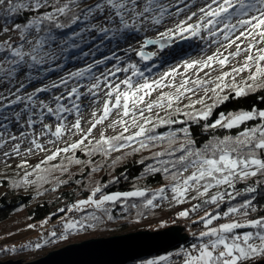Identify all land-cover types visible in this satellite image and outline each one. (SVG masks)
Segmentation results:
<instances>
[{"label": "snow or ice", "instance_id": "1", "mask_svg": "<svg viewBox=\"0 0 264 264\" xmlns=\"http://www.w3.org/2000/svg\"><path fill=\"white\" fill-rule=\"evenodd\" d=\"M174 6L163 0H95V3L84 0L83 4L81 0L63 3L61 0H28L27 3L0 0V14L4 18L0 25V37H3L0 40V81L14 86V91L9 89L7 96L0 93V113L4 108L23 105L14 111L18 135L11 133L9 123H5L10 119L8 116L0 120V149L11 145L10 151L3 152L7 159L35 155L38 151L50 152L33 166L31 172H25L22 183H52L53 192L65 184L59 177L49 180L54 172L69 174L72 164L94 163L91 159L77 158V150L87 157L96 154L108 157L125 148H130L133 153L149 152L150 156L145 159L150 162L139 161L144 165L142 175L159 174L166 181L154 192L145 188L107 193L104 191L107 184L96 183L86 198L59 209L66 213L60 220L62 231L57 237L53 230L48 234L50 237L63 240L68 234L95 229L105 220L112 221V210L117 204L127 212L134 208H155L159 202L166 201L190 205L178 213L179 218L204 213L193 221L202 225L198 234L193 233L194 242L176 253L180 264H264V214L252 215L258 212L254 194L259 187H264V109L220 113L213 122L203 125L205 132L213 130L204 142H198L190 127L183 126L189 121H208L213 109L232 94L239 98L264 90V0H205L197 11H192L174 27L159 32L155 39H145L137 51L142 60L151 59L144 54V47L158 44L163 49L176 36L199 38L209 47L217 46L212 55L201 60H186L180 68L171 67L159 79L149 80L135 64L113 65L98 76L93 74L94 67L106 64L109 59L119 61L113 53L86 68L62 75L50 85L42 84L31 92L27 90V84L33 82V70L50 71L51 68L46 66L53 64L60 67L56 63L59 59L56 49L61 45L54 38V29L63 30L83 21L88 22L90 31L102 38H108L109 33L147 32L150 27L161 26L165 16L179 15V11H183L172 13L170 7ZM22 11L36 15L21 25L14 17ZM194 18L195 22L189 23ZM13 32L18 36L14 38ZM64 46H67L66 41ZM233 61L236 64L224 71ZM217 68L220 74L207 78L211 71L206 70ZM130 70L131 75L118 77V73H129ZM189 70L195 79L187 75ZM200 73H204L205 78H201ZM245 73L247 75L237 83V77ZM177 77H180L179 83ZM22 78H26L27 83ZM85 79L87 83H81ZM73 81L75 83L69 87ZM200 92L204 95L193 101L192 96ZM153 93H158L155 99H152ZM9 96L14 98L9 99ZM101 96L102 107L92 111L87 121L89 127L85 130V109L81 101L91 98V103L98 105ZM205 98L212 103H207ZM5 100L7 104L3 103ZM184 100L188 103H184L182 109L179 105ZM197 105L202 107L197 108ZM113 116L116 119H112ZM181 116L187 119L177 118ZM109 120L111 123L106 124ZM105 124L113 131L119 128V132L107 136L101 131L98 138L95 137L94 131ZM174 125L182 126L174 128ZM218 128L227 130L228 134H216L214 130ZM233 129L236 130L234 133ZM77 135L79 139L72 142L66 139ZM60 142L65 146L59 147ZM25 144L27 147L22 148ZM48 145H54L55 151ZM62 154L61 163H52ZM65 159L67 163H64ZM119 159L117 157L113 165ZM17 167L27 169V160ZM97 170L99 165L91 169L92 172ZM33 174H36V180H29ZM240 184L246 186L243 192L237 187ZM242 195L247 198L232 203ZM130 198H143L142 204H129ZM224 204L228 207L221 211ZM207 207L212 210H205ZM41 246L40 243L35 245L37 249ZM16 252V248H0V256ZM167 259L160 257L159 260H148L147 264H161ZM0 264L24 262L10 259L0 260Z\"/></svg>", "mask_w": 264, "mask_h": 264}, {"label": "rangeland", "instance_id": "2", "mask_svg": "<svg viewBox=\"0 0 264 264\" xmlns=\"http://www.w3.org/2000/svg\"><path fill=\"white\" fill-rule=\"evenodd\" d=\"M165 4L168 5H175L174 7H170V11L172 13H176L179 10V15H172V16H165L163 23L161 26H154L150 27V30L147 32L141 31L139 33H119L117 32L115 35L112 33L108 34V38H102L101 35H99L96 32L90 31L88 29L87 23L88 22H81V27H82V33L79 35L77 38H72V41L76 39H85L84 36L88 35L90 36L89 41L87 43L82 42V46L78 50H73L69 52H65V50H68V44L65 47L64 45L61 46L60 48H57V54L59 56V59L56 63L60 65L59 68L55 67V64L46 66L50 67V71H41L40 69H35L33 70V82L27 84V90L29 92L33 91L35 87H40L42 84H51L53 81H58L59 78L62 75H67L70 72L77 71L83 68H86L89 64H92L96 60L103 59L108 56H112L113 53L117 57H119V61L115 59H109L106 64L99 65L98 67L93 68V74L95 75H100L101 72L106 71L110 69L113 65H117L119 67H127L129 64H135L136 67L144 73V76L148 78L149 80L152 79H159V77L165 72L168 71L171 67H177L180 68V65L186 61V60H201L205 58L207 55H212L213 52L216 51L217 46L212 45L211 47L208 46L207 43L204 41H201L199 38H189V39H182L179 36L174 37L173 41L167 42L166 47L163 49L160 48V46L157 45H148L144 47L142 50L146 56H151V59L147 60H142L138 55L137 51L141 49V45L143 44V41L145 39H155L159 32L164 31L166 28H171L174 27L177 22L180 20L186 19L188 15L191 14L192 11H197L200 6H202L205 3V0H163ZM191 5V6H189ZM195 19L193 21H189V23H194ZM11 35L15 38L17 37L16 34L11 33ZM189 35V34H186ZM3 37H0V40H2ZM161 43H165V41L161 40ZM183 49L180 51V49ZM212 52L209 54H205L206 50H211ZM234 47L232 51H234ZM198 51L201 53L197 54ZM240 59H243L241 57ZM236 64V61H233L229 66L225 69L224 71H228L230 67ZM183 71V69H181ZM206 71H211V76L207 77L209 79L215 78L217 75L220 74V70L217 68V70L212 71V70H206ZM89 75V74H86ZM126 75H131V70L129 73H118V77L120 79L124 78ZM187 75L193 79L196 78L195 75H193V72L191 70L188 71ZM247 73L243 74L240 77H237V83L241 79H243ZM201 78L204 77V73H200ZM25 82L27 83L26 78ZM115 79V78H114ZM133 79H138V77H133ZM180 77L176 78V82L179 83ZM75 83V81L71 82L69 87L72 86V84ZM81 83H87V80H82ZM9 89L14 91V86L11 84H7L5 81H0V93H3L5 96L8 95ZM55 91V90H53ZM166 92L174 91V89H164ZM227 94V93H225ZM42 96H49L50 94H41ZM156 95L158 93H153L152 99H155ZM204 95L203 92H200L198 95L192 96V100L199 99ZM14 97L9 96V99H12ZM207 103H211L212 101L205 98ZM101 103L98 105H93L91 103V98L83 99L81 101L82 107L85 109L83 115H84V128L85 130L89 127L88 120L91 118V113L94 110H98L100 107H102V100L103 97H100ZM3 103L7 104V100H5ZM188 103V100H184L179 106L183 109V104ZM23 105H13L11 108H4L2 113H0V120L3 119L4 116H8L10 119L8 121H5V123H9L10 130L12 131H19L18 126L16 125V122L14 120V111H18ZM202 107L201 105H197V108ZM186 110V109H184ZM161 115H165L164 112H161ZM69 119H74V117H69ZM112 119H116L115 116L112 117ZM23 123V120L21 121ZM111 123V120L107 121L106 124ZM105 125H100L98 128L94 131V136L98 138L99 133L101 131H104L107 136H113L116 135L119 132V128H117L115 131L111 129H107ZM39 130V126L37 128V131ZM30 131V130H29ZM69 142H72L76 139H79V136H68L66 138ZM65 144L63 142L59 143V147H64ZM27 144L23 145L22 148H26ZM48 147L51 149V151H55V146L54 145H48ZM11 145H7L4 148L0 149V182L2 181L3 183L0 184H5L10 185V180L13 178L15 175H19L21 173H25L29 168L33 167L37 163L40 162L41 159H43L46 155L50 154V152L45 153V152H37L35 155H29L26 157H13L12 159H7L3 157V152L4 151H10ZM77 154H82L79 153V150H77ZM67 155H72V153H68ZM27 160L29 167L27 169L17 167L18 164L22 163L23 160ZM7 160V162H5ZM61 163V161L59 162ZM64 163H67V160H64ZM84 165V164H82ZM82 165H75L72 164L69 167V172L73 174V172H78L82 171L84 173L83 166ZM89 168L92 167V165L88 164ZM102 171V172H101ZM100 173L103 174V170L100 169V171H95L93 173ZM90 174L87 173L85 176H88ZM9 177V178H8ZM51 180H54L51 176ZM56 177V174H55ZM94 179L87 182L88 186L92 188L94 186ZM51 185V184H50ZM49 185V186H50ZM0 185V195L4 193V187ZM48 188V186H45ZM43 187V188H45ZM41 188L39 189V191ZM52 191L47 190L44 195L46 197H51L52 196ZM79 199H84V198H79ZM78 199V200H79ZM132 199V198H130ZM129 203V201H128ZM157 203V202H154ZM169 203L166 201L159 202V206L155 207L154 209L160 210L163 209L165 206H167ZM184 205V204H183ZM178 207H181V205H176ZM190 207V206H189ZM207 210V209H206ZM180 211H174L172 213H168L167 215H163L160 218H153L149 219L146 222L144 221H137L133 217L127 218L126 221H123L128 223L126 224L127 228L125 231L121 230H113V228L109 229L112 230L111 232L113 235H118V234H124V233H129V232H135V231H140V230H151V229H158V228H165L169 225H178L180 228H182L183 232L185 234L187 233L188 236L191 234L193 236V233L198 234L199 231L202 228V225L200 224H191L194 220H198L200 215H203V212H199V214H191L190 218H179L178 213ZM72 215V214H68ZM77 216L79 214H76ZM17 215H13L14 218H16ZM65 216V214H64ZM63 217V216H62ZM61 217V218H62ZM61 218L57 220V223H60ZM18 219V217H17ZM37 225L40 227L38 228L37 225L35 228L33 225H28L24 229H20L18 231L13 230L11 233H8L6 231H0V248H16L20 245H28L29 243H32L31 248L36 249L35 245L37 243H43L45 240H48L50 236L48 235L51 231L57 229L56 227L60 226V229H62V225H57L56 227H52L55 225L54 223L52 225H47L48 224L46 221H39ZM222 222V221H221ZM61 224V223H60ZM56 231V230H55ZM57 235L61 233V231H56ZM112 235V236H113ZM111 236V235H110ZM89 238H79L75 241H71L66 244H60V245H55L56 248L62 247L67 244H72V243H78ZM94 238V237H92ZM91 238V239H92ZM100 238V237H96ZM184 244V243H183ZM58 246V247H57ZM186 246L178 247V248H186ZM53 248V249H52ZM54 247H51V250L56 249ZM177 248V249H178ZM176 249V248H175ZM172 250L170 252L166 251L165 253H162L161 255L157 256H148L146 258H142L138 260V264H147L148 260H159L160 257H168L166 261H161V264H174L175 262H180V257L176 255L177 252L180 250ZM50 249L40 252V256L34 257L33 255H27L23 259H20L24 262L32 261L38 258H41L42 256L46 255L48 252L51 251ZM0 260H8L4 258H0ZM137 261V260H136ZM170 261V262H169ZM176 264V263H175Z\"/></svg>", "mask_w": 264, "mask_h": 264}, {"label": "trees", "instance_id": "3", "mask_svg": "<svg viewBox=\"0 0 264 264\" xmlns=\"http://www.w3.org/2000/svg\"><path fill=\"white\" fill-rule=\"evenodd\" d=\"M23 2L27 3L28 0H23ZM61 2H67V0H61ZM83 2L84 0H81L82 4ZM87 3H95V0H87ZM45 10L47 9H42L41 11ZM35 15L36 13L30 11H22L14 17V20L16 23L23 25L28 20L34 18ZM61 19L63 20L64 17H61ZM3 22L4 18L2 17V14H0V25H2ZM9 27H11V23L9 24ZM81 29V22H78L76 25H72L71 27L65 28L63 30L54 29V38L56 42L61 46L65 44V41L67 42L68 50H65V52L73 51L75 49L78 50L82 46V42L87 43V41L91 40L89 39L90 36L86 35L84 36L85 39H76L72 41V38H77L79 37V35H81ZM13 34H16V36H18V33L13 32ZM251 108L264 109V90H257L254 93H250L239 98L235 97L234 94H232L227 101L219 104L216 108L213 109V112L208 121H199L198 123L189 121L183 126L190 127V130L192 131L198 142H204L209 136L213 134V130H209L208 132H205L203 130V125L205 123L213 122L216 118L219 117L220 113H235L239 111H247ZM185 111L189 110L186 109ZM177 118L181 120L187 119L186 117L182 116ZM181 126L182 125H174L173 127L179 128ZM161 130L163 131L166 129ZM214 131L219 135L228 134L227 130L224 129L218 128ZM231 131L234 133L236 130L233 129ZM79 153L82 152L79 151ZM148 156H150L149 152L145 151L133 153L130 148H125L120 152H112L108 157H105L102 154H96L93 157H87L83 155V153L77 154L76 157L81 160L87 161L91 159L92 161H94L93 164H90L92 165V167L89 168L88 164H81L83 166L82 170H84V173H82V171H79V174L78 172H73V174L69 172V174L61 175L58 171L54 172L52 174V178L55 179L56 177H59V179L64 181L65 184L63 186H60L57 191H52V196L49 198L46 197L44 193L46 192V189L51 190V188L53 187L52 183L37 182L36 184H25L22 183L25 173L13 176V178L10 180V185L5 186V184H0L2 186H5L3 190L4 193L0 195V231L7 230L6 232L11 233L13 230L18 231L20 229H24V227L26 228V226L28 225H33V227L35 228V226L40 223L39 221H46L48 223L44 226L52 225L53 223L55 225H53L52 227L61 225L56 221L66 213L59 212V209H66L71 203L76 202L79 198H86L89 190L91 189L90 186H88L87 182L93 179L94 185L96 183L107 184L108 187L104 189V191L107 193L126 192L136 189L143 190L145 188L149 189L151 192H154L155 190L163 186L166 181L159 174L155 176L142 175L144 165L139 163V161L141 159H145ZM62 157L63 154L52 163L59 164ZM117 157H119L120 159L115 165H113V161H115ZM148 162L150 161L145 159V163ZM97 165H99V170L97 171H100V169L103 170V174H105V176L98 172L93 173L91 171V169ZM50 166L51 165H48L47 167ZM32 168L33 167L29 168L27 172H31ZM89 172L90 174L88 176H85ZM44 175L48 174L44 173ZM50 179L51 177L49 178V180ZM29 180H36V174L30 176ZM113 180H115L116 182L110 183ZM0 183L3 182L1 181ZM45 186H48V188ZM237 187L243 192L246 186L244 184H240L237 185ZM40 188L41 190L39 191ZM254 195L256 196V200L254 201V203L258 208V212L252 215L258 216L260 214H264V187H259L257 193H255ZM245 198L247 197L242 195L237 198V201H233L232 203L236 204L239 201H243ZM142 201L143 198H132L129 200V204L136 203L139 205L142 204ZM193 203H195V201ZM189 206V204H184L181 205V207H178L176 206V204H168L160 210L141 207L138 209H129L127 212H123L120 205L117 204L112 210V215L114 217L113 220H105L104 223L97 225L95 229H87L75 234H68L67 238L63 240L57 238L60 234L57 235V237H50L48 240H45V242L41 243L42 246L39 249L31 248L32 243H29L27 248L24 247L25 245H20L16 247V253H9L7 255L0 256V258L20 260L27 255L38 257L40 256V252L42 253L48 249L51 250V247L56 248L55 245L66 244L82 237L96 238L108 237L110 235H113V233L111 232L112 230H109L110 228H113V230L118 229L121 231H125L127 228L126 224L128 223H123V221H126L127 218L133 217L137 221L146 222L149 219L160 218L161 216L167 215L168 213H172L174 211H182ZM227 207V204L221 205L220 210H226ZM206 209L208 211L212 210L211 207H207ZM13 215H17L16 218H14ZM191 224L194 225L193 222H191ZM58 230L62 231V229H60V226ZM193 242L194 236H191V234H189V237L184 242V244H180L178 247L186 245L189 246ZM178 247L174 249H182ZM174 249H170L168 250V252ZM138 263L139 262L137 260L127 264ZM175 263L180 264V262Z\"/></svg>", "mask_w": 264, "mask_h": 264}, {"label": "water", "instance_id": "4", "mask_svg": "<svg viewBox=\"0 0 264 264\" xmlns=\"http://www.w3.org/2000/svg\"><path fill=\"white\" fill-rule=\"evenodd\" d=\"M188 237L178 225H169L165 228L90 238L56 248L32 261H15L24 264H127L174 249Z\"/></svg>", "mask_w": 264, "mask_h": 264}, {"label": "bare ground", "instance_id": "5", "mask_svg": "<svg viewBox=\"0 0 264 264\" xmlns=\"http://www.w3.org/2000/svg\"><path fill=\"white\" fill-rule=\"evenodd\" d=\"M189 6H191V5H189ZM180 49V48H179ZM181 50H183V49H180V51ZM212 52V49L211 50H206L205 51V54H209V53H211ZM199 53H201L200 51H198V53L197 54H199ZM18 130L17 131H12L11 133H13V134H17L18 135Z\"/></svg>", "mask_w": 264, "mask_h": 264}, {"label": "built area", "instance_id": "6", "mask_svg": "<svg viewBox=\"0 0 264 264\" xmlns=\"http://www.w3.org/2000/svg\"><path fill=\"white\" fill-rule=\"evenodd\" d=\"M37 227H39L38 225H37ZM57 229H55L56 231H58V229H59V227H56Z\"/></svg>", "mask_w": 264, "mask_h": 264}]
</instances>
